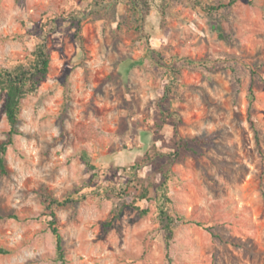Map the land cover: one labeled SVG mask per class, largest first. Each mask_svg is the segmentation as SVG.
Returning <instances> with one entry per match:
<instances>
[{
  "label": "rangeland",
  "instance_id": "rangeland-1",
  "mask_svg": "<svg viewBox=\"0 0 264 264\" xmlns=\"http://www.w3.org/2000/svg\"><path fill=\"white\" fill-rule=\"evenodd\" d=\"M40 44L49 72L0 173V264H264V0H0V68Z\"/></svg>",
  "mask_w": 264,
  "mask_h": 264
},
{
  "label": "trees",
  "instance_id": "trees-1",
  "mask_svg": "<svg viewBox=\"0 0 264 264\" xmlns=\"http://www.w3.org/2000/svg\"><path fill=\"white\" fill-rule=\"evenodd\" d=\"M31 56L33 60L28 65L18 63L11 69L0 68V92L5 93V103L3 106V110L6 121L9 125L8 141L0 142V173L2 174L6 173V165L4 160L6 146L11 145L14 136L18 134L16 131V126L19 119L21 101L27 96L36 92L38 86L43 80H45L49 72L50 54L45 44L36 46L34 51H32ZM198 143L203 144L202 141H198ZM176 146L177 151L176 153H174V156L177 157L179 156L180 152L178 150H182L185 152L188 148L187 142L184 140H178ZM43 198L45 201H49L47 206L48 208H51L52 206L63 207L73 202V199L71 197H67L62 201H57L52 198L48 199V197L46 196H44ZM168 202L169 201L167 197L163 196V199L158 206V211L161 221L166 222L165 230L168 233H171L170 225L173 223L174 218L171 217L168 213ZM129 207L138 211V213L142 216L147 214V210H140L137 206L129 205ZM120 213V209L113 211L110 219L106 223V227L112 226L119 219ZM49 216L51 234L53 235L55 240L56 253L58 254L60 260H63L62 240L57 228L55 227V215L51 211ZM197 225L199 224L197 223Z\"/></svg>",
  "mask_w": 264,
  "mask_h": 264
},
{
  "label": "crops",
  "instance_id": "crops-1",
  "mask_svg": "<svg viewBox=\"0 0 264 264\" xmlns=\"http://www.w3.org/2000/svg\"><path fill=\"white\" fill-rule=\"evenodd\" d=\"M96 33H98L97 30H96ZM162 38H165V36H162ZM155 41L156 40H153V39L151 40L150 45L147 47V50L143 54L142 60L144 59V61L146 63H153L155 56H159L158 48L161 45H158L157 43H155ZM97 44H98V48H99V46L102 45L99 42ZM135 67H137V64L135 63V61H133L131 58H123L119 61L116 70H117V72H120L122 74H126V73H130L131 70Z\"/></svg>",
  "mask_w": 264,
  "mask_h": 264
}]
</instances>
